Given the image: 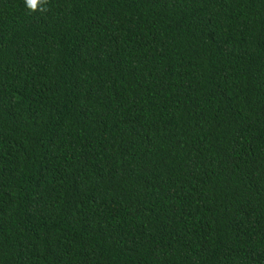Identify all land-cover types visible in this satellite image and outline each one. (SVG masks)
Instances as JSON below:
<instances>
[{"label":"trees","instance_id":"trees-1","mask_svg":"<svg viewBox=\"0 0 264 264\" xmlns=\"http://www.w3.org/2000/svg\"><path fill=\"white\" fill-rule=\"evenodd\" d=\"M0 264H264V0H0Z\"/></svg>","mask_w":264,"mask_h":264},{"label":"clouds","instance_id":"clouds-1","mask_svg":"<svg viewBox=\"0 0 264 264\" xmlns=\"http://www.w3.org/2000/svg\"><path fill=\"white\" fill-rule=\"evenodd\" d=\"M48 0H24V4L26 9H28L30 12H35L37 10V5H47ZM42 12L46 11V7H41L40 9Z\"/></svg>","mask_w":264,"mask_h":264}]
</instances>
